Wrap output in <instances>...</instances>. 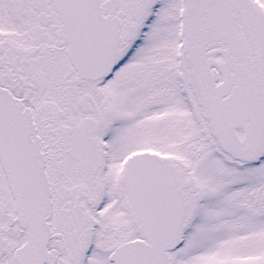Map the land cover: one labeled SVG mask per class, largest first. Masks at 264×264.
<instances>
[{"label": "snow or ice", "instance_id": "snow-or-ice-1", "mask_svg": "<svg viewBox=\"0 0 264 264\" xmlns=\"http://www.w3.org/2000/svg\"><path fill=\"white\" fill-rule=\"evenodd\" d=\"M0 264H264V0H0Z\"/></svg>", "mask_w": 264, "mask_h": 264}]
</instances>
